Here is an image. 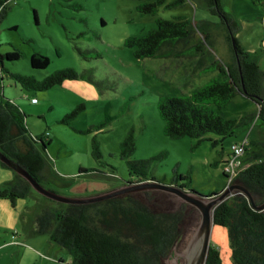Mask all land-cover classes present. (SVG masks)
Listing matches in <instances>:
<instances>
[{
    "label": "rangeland",
    "instance_id": "374dc122",
    "mask_svg": "<svg viewBox=\"0 0 264 264\" xmlns=\"http://www.w3.org/2000/svg\"><path fill=\"white\" fill-rule=\"evenodd\" d=\"M142 1L9 2L6 15L0 20V53L14 46L21 51V57L4 60V68L40 80L57 69L70 67L78 73L84 71L91 79H65L48 90H26L13 76L2 71L0 89L3 96L23 109L33 133L47 132L51 139L46 149L45 179L41 182L44 187L62 195L85 196L121 186L128 178V171L118 151L130 128L134 130L135 148L129 159H144L164 152L154 163L152 172L169 180L174 166L182 173L190 171L192 189L203 195L225 188L222 157L234 142L247 138L259 141L250 144L251 149L264 146V122L257 118L250 125L240 127L235 135L223 139V155L219 154L220 144L212 147L210 142L202 141L195 145V138H171L164 133L157 109L159 96L183 95L197 90L216 75L199 73L200 69L218 56L225 57L227 49L217 37L214 50L205 46L202 55L136 58L135 47L126 45V39L130 35L146 34L155 26L156 18L186 16L196 21L218 20L203 0H183L171 5L167 4L175 0H165L153 14L138 11L137 6ZM221 4L237 21L236 38L244 49L257 56L264 70V10L256 8L251 0H221ZM198 39L199 34L195 33L191 41ZM33 51L47 55L49 64L41 69L33 68L29 61ZM32 97L36 98V103H31ZM78 103L85 104V108L70 125L61 123L63 115ZM256 109L254 101L238 94L216 111L223 117H233ZM90 125L99 126L88 133L80 132ZM94 134L99 140L103 160L108 164L103 168L91 155ZM247 156L246 153L243 156L246 165ZM80 167H95L101 171L90 174L80 172ZM0 170V188H4L11 169L0 164ZM233 195L231 191L226 198ZM173 198L185 203L175 195ZM3 204L7 211L0 207V264H69L68 251L52 242L48 233L31 231L40 207L54 206L55 201L43 198L32 188L26 196L16 199L15 207L6 198H1L0 206ZM197 212H193L196 223L188 227L173 247L166 264H183L200 220ZM209 243L218 248L222 264H232L225 227L212 225Z\"/></svg>",
    "mask_w": 264,
    "mask_h": 264
},
{
    "label": "trees",
    "instance_id": "16d2710c",
    "mask_svg": "<svg viewBox=\"0 0 264 264\" xmlns=\"http://www.w3.org/2000/svg\"><path fill=\"white\" fill-rule=\"evenodd\" d=\"M10 1L0 0V20L6 15ZM164 1L143 0L137 9L142 14H153ZM182 1L175 0L167 5ZM203 1L207 9L217 15V21H196L186 16L156 18L153 28L144 35L128 36L126 45L135 47L134 55L138 59L167 58L202 55L205 46L214 50L217 37L221 38L227 55L218 56L201 69L202 73L216 75L190 93L159 96L157 109L167 136H189L196 139L195 145L202 141L210 142L212 147L220 144L219 154L223 155L224 138L235 135L240 127L250 125L256 118L264 122V70L260 68L257 56L244 49L236 38L237 21L223 8L221 0ZM251 2L256 8L264 10V0ZM195 33L199 34V39L194 42L191 40ZM20 57L21 51L14 46L0 53V80L2 71H5L26 90H48L65 79L91 80L84 71L78 73L70 67L57 69L40 80L11 73L3 67L4 60L13 61ZM29 61L33 68L41 69L49 64L50 59L39 51H33ZM238 94L254 101L257 109L233 117L218 114L216 109L225 107ZM32 98L31 103H36L37 100L32 102ZM84 108L85 104L78 103L59 121L70 125ZM26 116L23 109L14 100L5 98L0 89V150L41 183L45 179L46 149L51 139L47 132L33 133ZM98 126L90 125L80 132L88 133ZM258 143L247 141L245 153L249 155L246 158L248 164L232 182L240 188L233 189V197L222 200L213 211L214 224L227 229L232 264H264V208L258 210L253 206V203L264 202V146L249 148L250 144ZM134 148L135 134L130 128L118 151V156L127 163L128 178L125 182L156 180L193 191L190 171L182 173L174 166L169 180L152 172L154 163L164 156V152L131 160L129 155ZM228 153L222 157V163ZM91 155L102 168L108 165L103 160L95 134L91 138ZM0 164L8 167L1 161ZM79 169L90 174L101 171L95 167ZM11 172L13 177L7 182V187L0 188V197L8 199L15 207L16 199L26 196L32 187L21 175L13 170ZM222 174L225 177L223 171ZM242 188L250 193L252 201ZM173 196L163 190L148 189L90 203L66 204L42 195L57 204L40 207L31 231L48 233L52 242L68 251L69 264H166L173 247L197 219L193 216V212H197L195 207L178 203ZM205 264H222L218 248L211 243Z\"/></svg>",
    "mask_w": 264,
    "mask_h": 264
},
{
    "label": "water",
    "instance_id": "95a60500",
    "mask_svg": "<svg viewBox=\"0 0 264 264\" xmlns=\"http://www.w3.org/2000/svg\"><path fill=\"white\" fill-rule=\"evenodd\" d=\"M0 161L5 163L8 168L15 171L21 175L25 180L28 181L30 186L37 191L39 194L66 204H83L90 203L94 201L103 200L106 198L114 197L127 192H135L146 189H159L166 192H170L182 201L191 206L195 207L199 214L200 220L195 228L191 241L189 243V248L185 254V260L183 264H205V259L209 246V236L212 225H214L213 211L217 204L224 200L228 194L235 188H240L235 184H231L225 187L220 192H214V194L203 195L195 190L190 191L184 189L182 186L170 183H163L156 180H147L141 182H124L121 186L105 191L103 193L85 195V196H67L62 195L54 190L44 187L39 181L32 177L21 165H19L15 160L7 157L0 150ZM243 189V188H242ZM248 195L249 199L252 201L250 193L243 189ZM255 209H263L264 202L261 204H254Z\"/></svg>",
    "mask_w": 264,
    "mask_h": 264
},
{
    "label": "built area",
    "instance_id": "2783aa9c",
    "mask_svg": "<svg viewBox=\"0 0 264 264\" xmlns=\"http://www.w3.org/2000/svg\"><path fill=\"white\" fill-rule=\"evenodd\" d=\"M35 101L36 99L32 98V102ZM247 141V138H244L243 140L234 142L230 146L229 153L223 162L226 186L231 185L236 174L247 166L243 160Z\"/></svg>",
    "mask_w": 264,
    "mask_h": 264
},
{
    "label": "crops",
    "instance_id": "0c3cea01",
    "mask_svg": "<svg viewBox=\"0 0 264 264\" xmlns=\"http://www.w3.org/2000/svg\"><path fill=\"white\" fill-rule=\"evenodd\" d=\"M202 69V68H201ZM201 69H200V72L199 73H201L202 71H201ZM1 171V170H0ZM11 174V176L9 175H7L8 176V180H11L12 179V177H13V174H12V172L10 173ZM7 180V181H8ZM0 200H1V197H0ZM11 205V204H10ZM12 206V205H11ZM15 206H16V204H15ZM1 207V209H3V210H6V206L3 204L2 206H0ZM13 207V206H12ZM7 211V210H6Z\"/></svg>",
    "mask_w": 264,
    "mask_h": 264
}]
</instances>
